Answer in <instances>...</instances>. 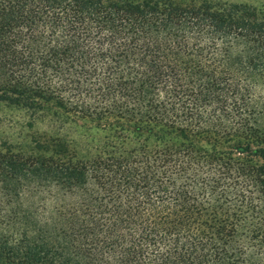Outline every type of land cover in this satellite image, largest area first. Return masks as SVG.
Wrapping results in <instances>:
<instances>
[{
	"label": "trees",
	"instance_id": "obj_1",
	"mask_svg": "<svg viewBox=\"0 0 264 264\" xmlns=\"http://www.w3.org/2000/svg\"><path fill=\"white\" fill-rule=\"evenodd\" d=\"M259 87L264 4L0 0V103L100 133L2 143L0 264H264Z\"/></svg>",
	"mask_w": 264,
	"mask_h": 264
},
{
	"label": "rangeland",
	"instance_id": "obj_2",
	"mask_svg": "<svg viewBox=\"0 0 264 264\" xmlns=\"http://www.w3.org/2000/svg\"><path fill=\"white\" fill-rule=\"evenodd\" d=\"M229 2H245L251 4H264V0H221ZM256 95L260 98L264 96V88L259 87L256 90ZM90 125V124H88ZM70 126V127H69ZM86 126L82 121L76 125L68 124V127L61 129L59 125V115L53 116L52 114H39L32 116L24 109L11 106L5 103H0V146L3 142H8L20 147L25 148L30 145L34 140L49 138L51 136L59 137V130L61 135H65L70 141L80 143L83 148L82 152H94L96 146V139L100 133L93 130L83 129ZM83 127V128H81ZM83 132H87L85 136ZM95 136L92 139L91 147H87L85 143L90 142L87 135ZM82 135V136H81ZM89 146V145H88ZM44 202L46 211H50L54 206L52 198H47Z\"/></svg>",
	"mask_w": 264,
	"mask_h": 264
}]
</instances>
